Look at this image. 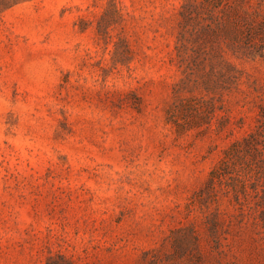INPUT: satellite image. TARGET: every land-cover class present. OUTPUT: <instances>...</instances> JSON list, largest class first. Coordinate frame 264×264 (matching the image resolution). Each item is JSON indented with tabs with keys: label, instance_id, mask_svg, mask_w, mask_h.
I'll return each mask as SVG.
<instances>
[{
	"label": "rangeland",
	"instance_id": "obj_1",
	"mask_svg": "<svg viewBox=\"0 0 264 264\" xmlns=\"http://www.w3.org/2000/svg\"><path fill=\"white\" fill-rule=\"evenodd\" d=\"M239 2L180 54L187 0H0V264H264V0Z\"/></svg>",
	"mask_w": 264,
	"mask_h": 264
},
{
	"label": "trees",
	"instance_id": "obj_2",
	"mask_svg": "<svg viewBox=\"0 0 264 264\" xmlns=\"http://www.w3.org/2000/svg\"><path fill=\"white\" fill-rule=\"evenodd\" d=\"M197 0H187V3L184 5L183 10V16H184V22H183V27H182V33H181V45L178 46V51L180 54L185 52L188 47L187 43L185 42L187 40V33H188V27L191 25V23L195 20L196 17L193 15L195 13L198 14V11L200 12H209V14H212L215 9L218 7L222 6L224 3V0H201L203 1L201 4H196ZM235 12L238 16H242L244 14L243 10V0H240L239 5L236 7ZM223 21V20H221ZM207 33L206 28H201L199 31H197V37L198 40L200 41V45L198 48L197 53L203 55L206 57V60L213 56L212 53H210L209 49L207 48L205 44V40L202 38L205 37V34ZM246 50L249 49L250 45V39L246 38ZM243 52V56H248L250 55V52L248 51ZM212 113V112H210ZM256 139L254 135H251L249 138H245L243 143H235L229 150H228V156H232L234 154L240 153V152H247L251 151L252 149H258L255 146ZM223 165L217 166L210 175V179L208 181L209 187H213L214 184L216 183L217 179H219L220 175L222 174V169Z\"/></svg>",
	"mask_w": 264,
	"mask_h": 264
}]
</instances>
